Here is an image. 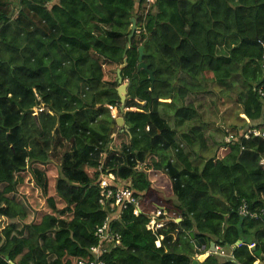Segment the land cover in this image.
<instances>
[{"label": "trees", "instance_id": "16d2710c", "mask_svg": "<svg viewBox=\"0 0 264 264\" xmlns=\"http://www.w3.org/2000/svg\"><path fill=\"white\" fill-rule=\"evenodd\" d=\"M142 8L143 0H0V264L87 260L112 215L100 203L110 174V186L130 190L142 214L111 216L121 240L106 264H193L205 252L191 232L207 249L229 252L199 264L264 256V223L238 213L242 202L264 208V140L242 137L264 129L256 92L264 0H156L146 15ZM141 48L149 72L139 68ZM125 57L131 100L119 129L116 73ZM207 75L236 94L244 122L230 132L235 142L209 144L203 126L178 132L199 118L187 99L205 89L198 82ZM158 209L170 219L153 234L148 216Z\"/></svg>", "mask_w": 264, "mask_h": 264}, {"label": "built area", "instance_id": "2783aa9c", "mask_svg": "<svg viewBox=\"0 0 264 264\" xmlns=\"http://www.w3.org/2000/svg\"><path fill=\"white\" fill-rule=\"evenodd\" d=\"M156 0H143V8L145 9L144 15H146L155 4ZM139 34V32H137ZM262 49H263V55H262V69H263V84L256 89L257 95L264 100V43H261ZM44 109L40 108L38 112H43ZM116 115H113V118H115ZM149 131V129H147ZM234 133H230L226 139V143H232L235 142L237 139L234 136ZM242 137H244L246 140H249L250 138H259L264 140V129L258 130V129H248L244 133H242ZM261 165H264V161L261 162ZM108 180H114V177L110 174L108 176L102 177L100 181V188L102 192L104 193V197L101 200V205L103 207H106L110 209L111 216H114L118 218V215L115 212H118L119 210H128L132 209L133 215L135 217H138L142 214L141 206L139 200L134 197L133 193L125 188L121 187H111ZM117 209V210H115ZM239 216L242 218H249V219H259L264 223V208L260 211H252L247 203L242 202L240 208H239ZM109 216L106 221L103 223L101 227L97 229V232L95 234V237L97 238V243L95 246L91 247L89 250V258L87 260H80L77 264H106L104 261V257L106 254L110 252V250L120 244L121 237L119 234L115 233L110 228V223L113 220ZM170 219L167 215V213L162 210L158 209L154 212H152L148 216V224H147V230L150 231L153 234H157V232L165 227V222ZM175 222H178L179 219H173ZM241 246V244H237L235 248ZM159 247V246H158ZM250 251L255 250V245H249L248 246ZM215 254L219 257H226L227 254L225 250L220 246H215ZM208 253V252H207ZM209 254V253H208ZM264 264V259L263 262Z\"/></svg>", "mask_w": 264, "mask_h": 264}, {"label": "rangeland", "instance_id": "374dc122", "mask_svg": "<svg viewBox=\"0 0 264 264\" xmlns=\"http://www.w3.org/2000/svg\"><path fill=\"white\" fill-rule=\"evenodd\" d=\"M206 77L210 79L208 75ZM124 83L126 84L127 82ZM198 83L205 89L198 94L189 95L187 103L192 102L195 105L199 118L191 123L185 124L181 128L182 130L178 132L180 134L182 132H188L193 126H203L205 127V135L210 137L209 144L215 145L222 143L225 141L227 133H230L235 127H241L244 122L240 107L236 103V94L221 91L211 79L207 83L200 79ZM169 102L166 101L163 103L169 104ZM160 112L170 117L173 114L172 109L168 107H160ZM167 119L170 126L175 127L174 119ZM62 153L63 149H57L53 152V155L57 157L53 160L55 166L59 165L58 158L61 157ZM1 224L5 226L6 221L2 220Z\"/></svg>", "mask_w": 264, "mask_h": 264}, {"label": "water", "instance_id": "95a60500", "mask_svg": "<svg viewBox=\"0 0 264 264\" xmlns=\"http://www.w3.org/2000/svg\"><path fill=\"white\" fill-rule=\"evenodd\" d=\"M136 29H137L136 19H132L131 20V27L129 28V31H128L129 37H128V44H127L126 50H125L126 52L131 47V41H132L133 37L135 36ZM142 61H143V49L141 48L140 49V55H139V62H140L139 68L149 72L148 66H146ZM126 67H127V58L125 57L123 65L117 71V81H118V84L120 85L119 88L117 89V92H118V95H119L120 100H121V107H120L121 116L116 120L117 128H119V129L125 128L124 127V119H123L122 115L126 112V109H125L126 102L131 100V98L128 96V92H127L128 88L130 87V84L129 83L125 84L123 82V79L121 76L122 70L125 69ZM149 74H150V80L153 82L154 76L152 73H149ZM189 236H190L191 240L194 242L197 250L201 249L202 252L206 251V243L203 239H199V240L196 239L195 234L192 232L189 234ZM238 244H241V242H239ZM215 252H216L215 251V244L212 243L209 245L208 253L209 254H215ZM207 257H209V255H207ZM256 257L264 258L261 251L256 252ZM193 264H199V261L196 260L193 262ZM260 264H263V263H260Z\"/></svg>", "mask_w": 264, "mask_h": 264}, {"label": "crops", "instance_id": "0c3cea01", "mask_svg": "<svg viewBox=\"0 0 264 264\" xmlns=\"http://www.w3.org/2000/svg\"><path fill=\"white\" fill-rule=\"evenodd\" d=\"M115 112L117 113V111L116 110H111V113L113 114V115H115ZM117 116V115H116ZM119 117V116H118ZM180 222V221H179ZM179 222H177V223H179ZM234 249H235V247H234ZM225 250V249H224ZM200 251V250H199ZM208 252V249L206 248V251H205V254L204 255H196L195 257H194V261H196V260H198L199 261V263H202V262H204L208 257H207V255H209V256H211L212 254H208L207 253ZM226 252V254H227V256H228V253L229 252H227V251H225ZM207 257V258H206ZM223 258V257H222ZM257 258H259L256 262H255V264H260V263H262V261L260 260L261 258L260 257H257Z\"/></svg>", "mask_w": 264, "mask_h": 264}, {"label": "clouds", "instance_id": "9594fccd", "mask_svg": "<svg viewBox=\"0 0 264 264\" xmlns=\"http://www.w3.org/2000/svg\"><path fill=\"white\" fill-rule=\"evenodd\" d=\"M129 111L128 109H126V112ZM119 117H117L116 119H118Z\"/></svg>", "mask_w": 264, "mask_h": 264}]
</instances>
